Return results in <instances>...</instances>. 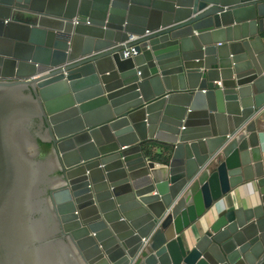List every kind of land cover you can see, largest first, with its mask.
<instances>
[{
    "label": "water",
    "instance_id": "1",
    "mask_svg": "<svg viewBox=\"0 0 264 264\" xmlns=\"http://www.w3.org/2000/svg\"><path fill=\"white\" fill-rule=\"evenodd\" d=\"M263 117L264 0H0V264H264Z\"/></svg>",
    "mask_w": 264,
    "mask_h": 264
},
{
    "label": "flooded vegetation",
    "instance_id": "2",
    "mask_svg": "<svg viewBox=\"0 0 264 264\" xmlns=\"http://www.w3.org/2000/svg\"><path fill=\"white\" fill-rule=\"evenodd\" d=\"M40 124V121L38 119L33 120L32 125L29 126V130L31 134L35 137L36 132L38 131V125ZM45 130V128L43 129ZM36 139V138H35ZM39 152H40V159H44L47 157H50L52 159V162L54 164H58L56 156L52 153L51 149L47 147L46 145L39 144Z\"/></svg>",
    "mask_w": 264,
    "mask_h": 264
},
{
    "label": "rangeland",
    "instance_id": "3",
    "mask_svg": "<svg viewBox=\"0 0 264 264\" xmlns=\"http://www.w3.org/2000/svg\"><path fill=\"white\" fill-rule=\"evenodd\" d=\"M57 259L58 264H79V262L80 264H83V262L79 258L78 261H76L75 257H73L70 253H64L62 259H60L59 256Z\"/></svg>",
    "mask_w": 264,
    "mask_h": 264
},
{
    "label": "built area",
    "instance_id": "4",
    "mask_svg": "<svg viewBox=\"0 0 264 264\" xmlns=\"http://www.w3.org/2000/svg\"><path fill=\"white\" fill-rule=\"evenodd\" d=\"M147 34H150V32L147 31L145 35H147ZM145 35H141V36H140V35H133V36L131 37V40H132V41L139 40V39L143 38ZM128 54L135 55L136 52H135L134 49L132 48L129 52H128V51H125V55L128 56Z\"/></svg>",
    "mask_w": 264,
    "mask_h": 264
},
{
    "label": "trees",
    "instance_id": "5",
    "mask_svg": "<svg viewBox=\"0 0 264 264\" xmlns=\"http://www.w3.org/2000/svg\"><path fill=\"white\" fill-rule=\"evenodd\" d=\"M41 145H43V144H41ZM154 158L157 161V163H166L169 160L168 156H162V155L158 156V154L156 156H154Z\"/></svg>",
    "mask_w": 264,
    "mask_h": 264
},
{
    "label": "crops",
    "instance_id": "6",
    "mask_svg": "<svg viewBox=\"0 0 264 264\" xmlns=\"http://www.w3.org/2000/svg\"><path fill=\"white\" fill-rule=\"evenodd\" d=\"M264 118V117H263ZM263 142H264V140H263ZM237 196H238V194H235V198H237ZM233 199H234V196H233ZM74 254H76L75 252H74ZM74 254H72V256L74 255ZM75 256V255H74ZM73 256V257H74Z\"/></svg>",
    "mask_w": 264,
    "mask_h": 264
},
{
    "label": "bare ground",
    "instance_id": "7",
    "mask_svg": "<svg viewBox=\"0 0 264 264\" xmlns=\"http://www.w3.org/2000/svg\"><path fill=\"white\" fill-rule=\"evenodd\" d=\"M205 221H206V220H203V221L201 222V225H202V226H204V225L206 224Z\"/></svg>",
    "mask_w": 264,
    "mask_h": 264
}]
</instances>
